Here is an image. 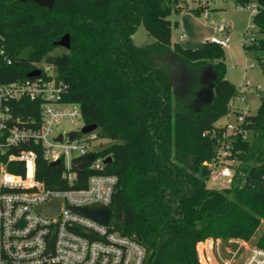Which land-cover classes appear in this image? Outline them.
<instances>
[{
  "label": "trees",
  "instance_id": "1",
  "mask_svg": "<svg viewBox=\"0 0 264 264\" xmlns=\"http://www.w3.org/2000/svg\"><path fill=\"white\" fill-rule=\"evenodd\" d=\"M181 0H55L52 7L35 1L0 0V83L23 80L35 63L53 64L68 85L65 100L81 107L84 126L98 124L112 144L99 152L112 160L102 169L75 166L77 180L62 176L63 165L39 157L36 177L51 189L84 187L96 173L119 178L111 203L113 230L139 240L145 264H200L196 246L209 237L250 240L264 220V91L248 118L251 138L233 147L230 185L208 187L205 164L216 155L217 138L237 86L225 77L224 49L205 41L185 48L172 40L168 16ZM254 17L262 37L245 44L259 52L264 73V0ZM143 25L154 41L135 43ZM66 33L71 47L55 52ZM11 59V63L5 59ZM174 61L193 75L182 92L174 86ZM211 66L216 78L209 104L193 101L198 70ZM195 87V88H194ZM197 87V88H196ZM14 115L34 113L40 102L25 99ZM73 139L81 130L69 132ZM40 152L39 149H37ZM25 171V166L10 167ZM257 244L264 247V230Z\"/></svg>",
  "mask_w": 264,
  "mask_h": 264
},
{
  "label": "built area",
  "instance_id": "2",
  "mask_svg": "<svg viewBox=\"0 0 264 264\" xmlns=\"http://www.w3.org/2000/svg\"><path fill=\"white\" fill-rule=\"evenodd\" d=\"M236 8L249 11L254 19L262 11L263 3L238 0ZM253 26L257 27L255 20ZM256 40L245 38V44ZM206 41L227 47V26L215 24L213 35ZM3 54L1 50L0 55ZM5 59L11 63V59ZM249 66L254 67L255 63ZM35 69L40 70L37 76L0 83V264H145L146 247L113 230L112 218L108 225H103L71 209L95 203L111 207L119 183L117 175L96 173L88 178L86 186L63 190L51 189L36 177L39 157L51 162L59 160L64 167L63 178L74 184L75 166L79 165L73 162L74 158L93 151L95 159L88 164L102 169L107 156L91 148L92 141L100 136L98 127L73 139L70 131L57 132L63 121L76 125L82 119L81 107L65 100L68 85L53 64L35 63ZM263 91L264 85L251 81L237 86L226 114L228 118L234 115V121L228 120L223 129L209 133L217 138L216 155L205 162L210 178H227L229 184L232 182L234 144L239 138L250 139L248 118L255 113L251 101L253 96L261 97ZM25 99L40 102V119L31 112L14 115L15 108L25 107ZM83 126L84 123L79 130ZM11 166H25V171H13ZM58 197L61 210L57 215L50 216L38 209ZM196 250L200 264H264V247L257 243L250 246L244 239L209 237L199 241Z\"/></svg>",
  "mask_w": 264,
  "mask_h": 264
},
{
  "label": "rangeland",
  "instance_id": "3",
  "mask_svg": "<svg viewBox=\"0 0 264 264\" xmlns=\"http://www.w3.org/2000/svg\"><path fill=\"white\" fill-rule=\"evenodd\" d=\"M237 2L238 0H209V3H203V0H181L177 4L173 3L172 11L168 16L172 25V40L173 43L178 42L185 48H196L213 35L215 24H225L229 30V45L223 47L226 79L235 86H239L245 81L263 86L264 73L258 58L259 52L245 45V38L252 41L260 39L263 35L258 27L253 26L254 19L251 13L236 8ZM133 39L138 45L154 41L143 25L138 26ZM65 50L66 48L60 46L55 52H64ZM252 62L255 63L254 67L249 66ZM188 70L192 72L191 69ZM192 86L198 87V83L195 82ZM259 105L260 97L253 96L251 101L253 113L257 111ZM234 119V115H231L230 118L224 115L217 121V124L224 126L228 120L234 121ZM77 122L75 125L71 121H63L57 132L79 130L83 119L79 118ZM249 137L251 138V133ZM110 144H112L110 139L99 136L97 140L92 141L91 148L103 150ZM233 164L234 167H238L240 161L234 159ZM207 185L211 188H222L230 184L227 178L218 180L210 178ZM263 230L264 220L255 235L247 240L250 246L257 243Z\"/></svg>",
  "mask_w": 264,
  "mask_h": 264
},
{
  "label": "water",
  "instance_id": "4",
  "mask_svg": "<svg viewBox=\"0 0 264 264\" xmlns=\"http://www.w3.org/2000/svg\"><path fill=\"white\" fill-rule=\"evenodd\" d=\"M20 1H27V0H20ZM32 1H35L36 3L42 6H46L48 8L52 7L55 2V0H32ZM55 44L60 45L66 49H70L71 47L70 34L66 33L65 35L61 37V39L57 40ZM39 74H40V70L35 69L29 73V76L32 77V76H37ZM213 98H214V85L209 87L206 98L202 101L201 104H209L212 102ZM97 127H98V124L96 123L85 125L82 127L81 131L83 133H88L96 129ZM61 138H62V135L60 136V139ZM95 156H96L95 153L91 151L85 155L74 158L73 162L76 164L90 163L91 161L95 159ZM111 160H112V157L107 156V158L105 159V163H109ZM59 162H60L59 160H55L52 163L57 164ZM38 209L50 216H55L61 210V198L60 197L54 198L51 201L40 205ZM71 209L74 212L82 216L91 218L103 225H108L113 215L111 207L100 204V203L89 204V205H84V206H71Z\"/></svg>",
  "mask_w": 264,
  "mask_h": 264
},
{
  "label": "flooded vegetation",
  "instance_id": "5",
  "mask_svg": "<svg viewBox=\"0 0 264 264\" xmlns=\"http://www.w3.org/2000/svg\"><path fill=\"white\" fill-rule=\"evenodd\" d=\"M197 74L199 76L197 79L198 89L196 90L193 101L196 105H199L206 98L209 87L214 85L216 75L209 65L198 70ZM192 79L193 75H190L189 70L183 63L174 61L173 80L176 81L173 82L174 86L180 91L185 92L191 85Z\"/></svg>",
  "mask_w": 264,
  "mask_h": 264
}]
</instances>
